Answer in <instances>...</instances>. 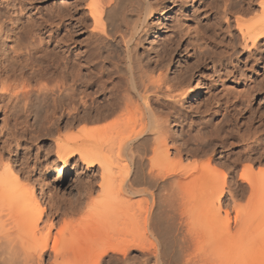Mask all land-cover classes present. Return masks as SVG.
I'll return each mask as SVG.
<instances>
[{
  "label": "bare ground",
  "instance_id": "6f19581e",
  "mask_svg": "<svg viewBox=\"0 0 264 264\" xmlns=\"http://www.w3.org/2000/svg\"><path fill=\"white\" fill-rule=\"evenodd\" d=\"M237 1L76 0L73 7L58 1L46 7L41 22L29 19L21 27L15 13H23L22 1L16 16L0 18V264H264V173L251 172L257 163L251 157L264 142L251 145L250 126L241 132L235 124L238 88H220L238 68L223 73L218 46L223 14L229 23L259 7L256 21L243 24L236 16L240 35L233 40L254 57L264 40V0ZM86 31L88 37L77 39ZM153 33L158 40L142 57L139 49ZM37 34L44 36L42 46L32 42ZM33 60L42 62L38 74L46 84L40 110L47 127L44 121L36 132L8 122L19 96L4 87L25 78ZM32 72L28 79L36 76ZM26 106L21 111H31ZM119 113L127 133L117 128L111 139L105 132L115 160L122 155L126 162L117 166L118 191L88 202L77 218L96 178L74 193L78 179L71 177L62 190L65 174L77 173L80 162L87 172L99 166L104 181L116 165L110 148L99 145L105 126L85 135L70 132ZM170 118L190 133L171 148L175 156L207 157L200 174L169 165ZM197 129L200 138L192 136ZM192 141L196 147L188 149ZM235 141L243 143L240 150ZM71 215L79 222L65 224Z\"/></svg>",
  "mask_w": 264,
  "mask_h": 264
},
{
  "label": "rangeland",
  "instance_id": "374dc122",
  "mask_svg": "<svg viewBox=\"0 0 264 264\" xmlns=\"http://www.w3.org/2000/svg\"><path fill=\"white\" fill-rule=\"evenodd\" d=\"M58 1L66 2L64 4H66V5L69 4L70 5L69 7H73V6H75V3L74 2L76 0L75 1L74 0H49L48 2H44L43 0H37V1L36 0H33V2L32 1H29V0L28 1L27 0H0V18H2L1 19V21H2V20L8 19L9 16L10 17L11 16L14 17L16 15H21V18L23 20V22L20 24L21 27L22 26L24 27L25 25H27L28 21H30V20L31 21L34 20L33 22H35V20H36L37 23H39V22H41V20L43 18V15L45 13V10L47 9L46 7L52 8L53 6L56 5V3ZM154 1H156V0H154ZM20 2H22V5H23L22 8L24 7L23 8V11H22L23 13H20V14L19 13H15L16 14L15 15V14H13L14 11H17L18 10V7H16L15 5L16 4H19ZM71 2H72V4L73 3L74 4L73 5L70 4ZM157 2H159V1H157ZM234 2H238V1L237 0L235 1L234 0ZM58 3H60V2H58ZM229 3H231V2L229 1ZM229 3L227 2L226 4H229ZM13 6H14V8H13ZM80 8H82V7H80ZM177 8L175 9V12H176ZM256 9L259 10V12ZM255 10H256L255 13L253 11L251 14H247V16H246V14H244V15L243 14H235L234 15L235 17L232 16L231 17V20H230L231 22H229V23L227 22V18L226 17H225L226 20H224L225 18H224V14H223L222 15V17H223L222 18L223 26H221V29L218 32V38H219V40H218L219 41L218 42L219 43L218 46H219L220 50L222 49L221 50L222 58H223V63L222 64L224 66L223 73H224V71L226 69L228 70V67H230L229 68L230 70H231V66H237V68H238V72L234 76L231 75L232 78L230 76V80L231 81L229 79H227V78H226L227 80H224L225 78L223 77V80L226 81V82H224L226 85H225V87H221L220 90L222 89L223 92H224V89L227 90V92H228V90L230 91V89L227 88V86H229L230 88H232V87L238 88L237 89L238 92L235 91L234 92L235 94L233 93L234 94V97L236 98V100L234 99V101L238 102L237 103L238 106L235 107V109H236L235 111H233V112L231 111L232 112L231 114L234 113L233 115H235L237 113L235 115V117L237 118L236 119L237 121H235V124H237V126H238L237 128H239V130L241 129V132H243L244 129H247L250 126L249 128L251 130L250 131L251 133L250 134L248 133V136H249V138H251V136L252 137L254 136V138L251 141H249L251 145H256V144H253V143H255L254 142L255 139L256 140L258 139L259 140L258 142H260V143H262L260 140H262L264 142V45H262V43L264 42V40L261 42V44H259L258 50H254L255 56L254 57H251L252 59L251 58H248L247 55L245 54V52L241 51L240 47L238 46V44L240 42H236L237 41V38H238V35H240L239 34V31H238V25L236 24L237 23L236 22V18L238 17V19H240L243 22V24L244 23H247V21L248 22L249 21H256L257 20L256 18H259L260 17L259 15H261V10H260L259 7H256ZM85 12H87V11H85ZM86 14H88V13H86ZM242 15H243V17H242ZM5 17H6V19H5ZM20 25H19V28H21ZM87 30H89V29H87ZM64 33H65V31L64 32L62 31V34H64ZM87 34L88 33L86 31L85 34L81 35L77 39L83 41V39L86 38ZM37 35L38 36L36 38H33L32 42H35L36 45L38 44L37 46H40V45L42 46L43 45L42 43L45 42L44 41V36L42 34L41 35L40 34H37ZM153 35H154V33L151 34L146 40H144V42H143V48L144 49L143 48H140L139 49V53H140V55L142 57H147L148 56L147 55V51H149V49L153 45L156 44V42H157L158 39L157 38L155 39V37L153 38ZM236 36H237V38H236ZM234 37L236 38V41H233L235 39ZM41 38H43V40ZM232 41L233 42H236V43H234V45H233L232 44L233 43ZM149 44H150V46H149ZM230 44H232L233 46L230 45ZM108 45L111 46L112 45V42H108ZM235 45H237V46H235ZM230 47H234L235 49H233V50H235L236 53H234V51ZM236 48H239V52L237 51ZM78 50H80L79 47H78ZM80 52H81V50H80ZM37 54L35 56L39 57L40 53H37ZM33 61H32V63H33ZM34 62L35 63L31 64V67H29L28 69H25V78L26 79L24 77H23L24 80L21 77H20V79L17 78L15 80L9 81L4 87L5 88L7 87V88H9L11 90L12 89L15 90V92L19 96V98H17L16 100H14L13 103H12V109L13 108L14 109L9 111V113H10L9 116H11V117H10V119H8L9 120L8 122L11 125H14V123H15V125H17V127L18 126L20 127L21 125L22 126H26L27 125L30 128L31 127L33 129L36 128V130L38 131L39 128L40 129L43 128L45 126V124H46L45 128L47 127V122L45 120L44 121L46 123L43 121V119L45 118V116L43 114L45 112L40 110V108H41L40 105L42 104V102H41L42 100L41 99H43V94H44L43 91H45L44 88H45V85L46 84L44 85L45 81H44V79H42V77L40 75L41 73L38 74V72L40 70L42 71V67H43V64H41L42 62L41 61L40 62L34 61ZM31 68H32V70H31ZM33 70L37 73L36 76H34L33 78L28 79V76H29L28 74L33 73L32 72ZM211 74L213 75L215 73L213 71H211L209 74H207V78H208L209 75L211 76ZM210 76H209L208 79H210ZM42 80H43V88L41 89V86L42 85H41L40 82H42ZM54 82H51L50 83L51 86L53 85L52 88L54 86H56V84L54 85ZM28 84L30 85V87L28 88L29 90L28 89H26V90L29 91V93L26 94L27 91L26 90H22V87H23V85H28ZM39 84L41 86H39ZM0 88H2V85L0 86ZM226 93H223V94L226 95ZM7 101H5L6 102L5 104L6 105H7V103L10 104L9 100H7ZM200 101H202V99H200ZM246 101H248L247 102L248 104H246ZM24 104L27 105L26 107L29 106L28 108H31L30 109L31 111H21L22 110L21 107H23ZM194 104L196 105L197 102H195ZM245 104L248 105V106L250 105V108H245ZM0 107H1V105H0ZM59 112L60 111H58L57 116H59L61 114V112H64V111H61L60 113ZM3 113H4V111H0V124H1V121H2V119L4 117V114ZM41 113H42V115H41ZM125 118H126V116L123 113H121V114L119 113V114H117V115H115L113 117L108 118L105 121L103 120V121H98L97 123H95V122L94 123H89V124L87 123L85 125L84 124H80V125L78 124V127L76 126L73 129L74 131H71L70 132L69 130H67V133L70 132V134H73V135L74 134L75 135H80V134L81 135H85V134H87V132L92 133L94 131V129L96 131V129L102 128L103 126H105L106 128L103 127L105 129L104 132H103V135L106 134L105 132H106L107 128H108L107 134H108L109 137H110L111 134L113 135L115 129H117V128L119 130H121L122 133L124 131L125 134H126L127 133V129L129 128L128 127L129 125L126 123ZM43 123H45V124H43ZM111 123H112V126H111ZM177 123H178V121H177V119L175 120V118H170V122L168 123L169 126H170V131H169L170 137L171 136L173 137V141L170 140L169 141V146H168V148L170 150V153H169V156L170 157L168 159L169 165H171V162H172V164H174L176 166L182 164L181 166L183 168L181 167V170L182 169L183 170L185 169V172H187V174L188 173L191 174V172H189L190 170L192 172H196V173L199 171L197 174H200L203 171V165H204V163H205V161L207 159V157L205 155H203L202 153H201V155H199L200 153L197 154V156L196 155H193V156L187 155V157L186 156L183 157L181 159V161H180V159H179L180 157L179 156H178L179 158L176 157L177 156L176 152L173 149H171V148H173V146L175 147V146H177L180 143L183 144L182 142L184 141V139L186 140L190 136V133L187 131V129H189V128H187V127H184L183 128L182 125H178L179 123L178 124ZM39 124H40V126H39ZM115 124H116V128L113 127ZM137 124H138V120L135 117L134 120H133V125L136 126ZM112 127H113V129H111ZM81 129H85V132H86V130H87V132L84 133V132H82ZM88 129H89V131H88ZM36 130L34 129L35 132H36ZM63 130H65V129H63ZM63 130L61 131V133L63 132ZM91 130H93V131L91 132ZM237 130H235V131H237ZM101 131H102V129H101ZM108 131L111 132V133H109ZM197 131H199V130L197 129L196 131H192V136H193V133H194V134H196V136L199 134V136H198L199 138H200V135L202 137L203 136L202 133H200V132L198 133ZM195 132H197V133H195ZM64 133H66V130L61 134V135H63V137L66 136V134H64ZM90 133H88V134H90ZM107 134H106V136L105 135L103 136V138L101 139L99 145H101L100 148H105V151H107V148H110V151H111V147L113 145H112V142L109 139H107V138H109L107 136ZM35 135H33V136H35ZM99 136H102V135H99ZM110 138L112 139V137H110ZM45 140H48L47 143L48 144H51L52 138L49 139V137H46ZM102 140H104V142L106 144H104V142ZM108 140H109V142H108ZM234 143H236L235 144L236 146H237V143H238V147H239L238 150L241 149L240 146L241 147L243 146V143L242 142L240 143V142H236L235 141ZM195 145H196V142H193V143L189 144V146L190 147H193V148H188V149H195L194 148V147H196ZM96 149H98V147ZM238 150L236 152H238ZM260 150H259V152L255 153L254 156L252 155V157H251L252 159L254 158L253 160L257 161V163L254 164L253 169L251 170V172H254V173H260V172L261 173H264V153H262L263 150H264V148H263V150H261V151ZM114 153L116 154L117 151L116 150H113L109 154L111 156L112 165L113 164L116 165V166L113 165L116 169L114 168V170H111L110 171L111 173L108 172L109 174L108 173L106 174L108 176L105 177L104 181L102 179V175L100 174L101 173V170H100L99 166H97L93 172H87L86 167L84 165L80 164V162H79V168L77 170V173L78 174L76 172L71 173V174L70 173L69 174H65V178H64V181L62 183L61 188H62V190L64 188H68L70 186L71 177H74L75 176V177H77L78 182H76V183H74L72 185V187H76L75 188L76 190L74 191V193H79V191L82 192V189L88 183L86 181L91 180L93 178V176L96 178V180H95V183H96L95 188L96 189L94 188L95 191L93 190L91 197H89L88 199H86L87 201L85 200L84 202H82L83 205L84 204L85 205L82 206V204H81V207L79 208L80 211H79L78 215L76 214L77 215L76 216L77 218H80L83 215V213H85V210H87L86 209L87 208L86 205H87L88 202H90L92 200H95V199L97 200L100 196H103L104 194L105 195L106 194L108 195L109 192L111 194V192L112 193H115V192L118 191V183H119V179H120L119 178V169H118V167L120 168V166L121 165L123 166V164H125L126 162L125 161L123 162V160H125V158L122 155H116V158L117 159L115 160ZM118 159H120V160L118 161ZM75 160L76 161L79 160V157H77ZM239 172H240V168H239L238 173ZM75 173H76V175H75ZM100 175H101V177H100ZM237 177L238 176L236 174V178ZM230 179H231L230 182H234L235 180H237V179H233V177H231ZM101 183H104L103 184V187H101ZM93 215H94V213L92 214V216ZM92 216H91V218H92ZM74 218H75L74 216L72 218V215H71V218H70V216L66 217L65 224L68 221H71V219H72V221H77L78 220L77 218H75V219ZM89 218H90V216H89ZM91 218L89 220H91ZM62 221L63 220H61L60 223ZM78 222H79V220H78ZM73 223H76V222H73ZM90 226H93V224L90 225ZM88 228H89V226H88ZM90 228H92V227H90ZM85 229H87V227ZM82 233H79V231H78V233H77L76 236H78V234L80 236H82L81 235ZM84 234H86V233H84ZM79 237L78 238L76 237L78 239V241L79 240H82ZM84 238H86V237L84 236ZM71 239H72V237H71ZM77 239H76V241H77ZM74 240H75V238H74ZM71 241H73V240H71ZM75 244L78 245V243H75ZM67 245H69V244H67Z\"/></svg>",
  "mask_w": 264,
  "mask_h": 264
}]
</instances>
